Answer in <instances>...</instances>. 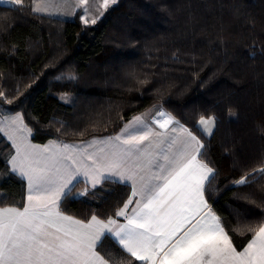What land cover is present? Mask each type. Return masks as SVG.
Segmentation results:
<instances>
[{
    "label": "snow or ice",
    "instance_id": "6c2138e0",
    "mask_svg": "<svg viewBox=\"0 0 264 264\" xmlns=\"http://www.w3.org/2000/svg\"><path fill=\"white\" fill-rule=\"evenodd\" d=\"M2 2L17 10L25 7L24 0ZM116 3L33 0L29 7L49 18L79 12L88 27ZM231 10L234 16L245 15L238 2ZM218 23L219 31L209 42L226 59L229 25L222 18ZM10 27L5 17L0 37ZM17 50L12 46V52ZM165 59L196 62L191 51L183 58L173 52ZM57 63L53 57L45 67L54 70ZM157 66L127 64L121 73L124 92L151 86L158 102L150 109L126 119L123 105L109 104L88 113L87 127L79 130L80 121L61 120L56 121L60 127L42 130L39 120L22 107L31 83L17 79L9 91L4 85L11 75L0 73V139L9 145L0 181L14 179L21 187L18 202H0V264H264V184L257 187V178L264 180V153L257 167L242 161L238 178L221 187V172L201 139L212 133L216 117H200L195 126L201 135L181 124L164 108L165 94L177 86L172 74L155 71ZM78 79L67 74L69 82ZM76 99L71 97L73 107ZM115 109L119 111L113 121ZM86 132L89 139H67ZM43 138L47 142H35ZM225 151L236 155L241 149L234 144ZM114 180L126 191L110 208H89L83 216L72 212L74 200L90 203L87 197L98 186ZM80 183L84 188L74 191ZM229 186L249 190L234 194V199L252 211L224 214L219 197Z\"/></svg>",
    "mask_w": 264,
    "mask_h": 264
},
{
    "label": "trees",
    "instance_id": "16d2710c",
    "mask_svg": "<svg viewBox=\"0 0 264 264\" xmlns=\"http://www.w3.org/2000/svg\"><path fill=\"white\" fill-rule=\"evenodd\" d=\"M32 2L24 0L22 10L0 3V25L5 17L11 24L6 37H0V73H10L4 85L9 91L17 79L31 83L22 107L39 120L42 130L49 125L60 127L57 120L80 121L77 130L85 128L88 113L109 104L123 105L126 119L151 108L158 102L151 86L124 92L121 73L127 64H156L155 71L171 73L177 86L165 94L167 111L197 135L201 132L195 125L201 116L216 117L211 135H201V139L208 145V158L221 172V187L238 178L242 161L249 167L259 166L264 153V0H119L88 27L79 15L62 19L35 14L29 7ZM237 2L245 15H233L231 5ZM221 18L229 25L226 59L223 50L209 42L219 31ZM12 46L18 50L12 52ZM189 51L196 57L194 64L165 59L173 52L183 58ZM53 57L58 60L54 70L45 67ZM69 72L77 74L78 81L69 82ZM64 93L74 94L75 107L72 101L61 100L59 95ZM116 111L119 109L112 112L113 121ZM41 136L46 137V131ZM88 138L87 132L83 137H67ZM234 144L240 153L228 155L225 149ZM8 151L9 145L0 139V172ZM257 179V187L264 184ZM82 187L80 183L74 191ZM125 191L116 181L106 182L94 196L87 197L90 203L74 200L72 212L83 216L89 208H110ZM247 191L229 186L222 192L219 207L225 215L230 216L232 210H253L234 199V194ZM20 193L16 180L0 181V202H18Z\"/></svg>",
    "mask_w": 264,
    "mask_h": 264
},
{
    "label": "rangeland",
    "instance_id": "374dc122",
    "mask_svg": "<svg viewBox=\"0 0 264 264\" xmlns=\"http://www.w3.org/2000/svg\"><path fill=\"white\" fill-rule=\"evenodd\" d=\"M119 0H117V3H118ZM57 2H59V0H57ZM0 3H3L2 0H0ZM90 3H92L93 5H95L97 3V0H90ZM116 3V4H117ZM115 4V5H116ZM113 6V5H112ZM77 15H80L79 12H77V14L75 16L73 15H60V16H57L58 18H62V19H75L77 17ZM66 95V98L65 99H61L65 102H68V103H71L70 101L71 100V97L74 96V94H70V93H64V94H60L59 97L61 98L62 96H65ZM213 132V131H212ZM211 135V134H210Z\"/></svg>",
    "mask_w": 264,
    "mask_h": 264
},
{
    "label": "crops",
    "instance_id": "0c3cea01",
    "mask_svg": "<svg viewBox=\"0 0 264 264\" xmlns=\"http://www.w3.org/2000/svg\"><path fill=\"white\" fill-rule=\"evenodd\" d=\"M150 109V108H149ZM181 123V122H180ZM181 124H183V123H181ZM89 139V138H88ZM115 181V180H114ZM83 184V183H82ZM84 188V184H83V187L80 189V190H82Z\"/></svg>",
    "mask_w": 264,
    "mask_h": 264
}]
</instances>
